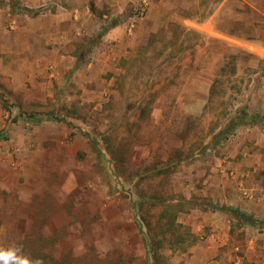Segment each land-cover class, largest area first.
<instances>
[{
  "label": "rangeland",
  "instance_id": "1",
  "mask_svg": "<svg viewBox=\"0 0 264 264\" xmlns=\"http://www.w3.org/2000/svg\"><path fill=\"white\" fill-rule=\"evenodd\" d=\"M142 1H104L47 45L28 25L45 6L0 0V247L264 264V229L214 209L264 220V0H149L139 17Z\"/></svg>",
  "mask_w": 264,
  "mask_h": 264
},
{
  "label": "crops",
  "instance_id": "2",
  "mask_svg": "<svg viewBox=\"0 0 264 264\" xmlns=\"http://www.w3.org/2000/svg\"><path fill=\"white\" fill-rule=\"evenodd\" d=\"M10 1V0H1ZM24 7L28 9H34L37 7L45 6L40 12L37 20H31L28 25L29 31L39 38V40L45 41L47 45L58 43L60 45L66 43L73 31L80 29L84 23H89L93 17V10L98 6L103 8L104 1L108 2L110 6L115 7V2H131L132 0H19ZM232 1V0H230ZM248 6L252 11L259 13V10L255 8L252 0H246ZM228 2V0H222L220 6ZM255 2V1H254ZM149 5V0H147ZM117 6V5H116ZM152 7L150 8V10ZM115 12V11H113ZM61 54V59L62 58ZM66 58V57H65ZM70 58V56H67Z\"/></svg>",
  "mask_w": 264,
  "mask_h": 264
},
{
  "label": "trees",
  "instance_id": "3",
  "mask_svg": "<svg viewBox=\"0 0 264 264\" xmlns=\"http://www.w3.org/2000/svg\"><path fill=\"white\" fill-rule=\"evenodd\" d=\"M241 120H242V118H241V116L240 115H236V116H234V117H232L231 119H230V121H229V123L227 124V126H226V128L221 132V134L222 135H225V134H227V133H230V132H232L234 129H235V127L237 126V125H239V123L241 122ZM250 120L251 121H253V122H258V123H262V124H264V118H261V117H259V116H257V115H255V116H252L251 118H250ZM93 146H94V148H96L97 149V152L99 153V155H101V152H100V150H99V148H98V146L96 145V143H94L93 144ZM134 207V209L136 210V212H135V220L139 223V229H140V233H141V235H143V237H144V239H145V243H146V245L149 247V242H150V240H151V237L149 236V233L147 232V226H148V224H146V222H145V224L147 225H145L144 223H143V221L141 220V215H140V208H141V206H140V204H139V213L137 212L138 210H137V206H133ZM214 209H217V210H220V211H222L223 213H226V214H230V215H232V216H234L235 217V219L238 221V222H240V223H242V224H245V225H248V226H250V227H253V228H256V229H264V220H261V219H257L256 217H254V216H251V215H248V214H246V213H244V212H241V211H239V210H237V209H233V208H229V207H221V208H214ZM172 225H170L169 226V228L171 227ZM152 229V228H151ZM167 232L169 231V229H168V227H167V230H166ZM28 240V239H27ZM32 239H30V241H31ZM46 241L44 238H41V241ZM39 241V240H38ZM41 241H39V242H41ZM25 242H28V241H25V239L23 240V241H21L20 242V244H21V247H22V249H23V251L25 252V248H24V244H25ZM31 242H34V241H31ZM35 248V247H34ZM36 250H38L37 251V253H34V252H31L32 254L31 255H33L35 258H36V260L37 259H40V257H44L43 255L44 254H42L43 253V248L41 249V247L39 246L38 248H36L35 249V251ZM152 250L149 248V250H148V253H150ZM51 256H49L50 257V259H52L51 257H52V254H50Z\"/></svg>",
  "mask_w": 264,
  "mask_h": 264
},
{
  "label": "clouds",
  "instance_id": "4",
  "mask_svg": "<svg viewBox=\"0 0 264 264\" xmlns=\"http://www.w3.org/2000/svg\"><path fill=\"white\" fill-rule=\"evenodd\" d=\"M0 264H41L39 260L26 255L19 245L0 247Z\"/></svg>",
  "mask_w": 264,
  "mask_h": 264
},
{
  "label": "built area",
  "instance_id": "5",
  "mask_svg": "<svg viewBox=\"0 0 264 264\" xmlns=\"http://www.w3.org/2000/svg\"><path fill=\"white\" fill-rule=\"evenodd\" d=\"M142 3H143V6L141 7L140 10H138L139 13L137 14V16H139V17H141L142 13L144 12V7L147 5V0H143Z\"/></svg>",
  "mask_w": 264,
  "mask_h": 264
}]
</instances>
